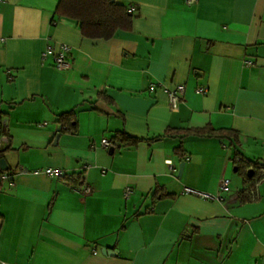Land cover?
I'll list each match as a JSON object with an SVG mask.
<instances>
[{"label":"crops","instance_id":"1","mask_svg":"<svg viewBox=\"0 0 264 264\" xmlns=\"http://www.w3.org/2000/svg\"><path fill=\"white\" fill-rule=\"evenodd\" d=\"M118 1L136 7L131 29L92 39L56 14L60 0H0L2 159L16 181L0 187V264H264V178L245 182L234 163L235 148L264 159V0ZM62 44L68 71L54 66ZM69 111L76 132L62 129ZM207 126L231 129L236 145L155 140ZM123 131L141 141L110 153L102 139Z\"/></svg>","mask_w":264,"mask_h":264},{"label":"trees","instance_id":"2","mask_svg":"<svg viewBox=\"0 0 264 264\" xmlns=\"http://www.w3.org/2000/svg\"><path fill=\"white\" fill-rule=\"evenodd\" d=\"M56 14L59 17L75 20L82 34L92 39H110L119 29H131L133 23V12L130 6L118 0H60ZM59 117L63 130L76 132L77 118L74 111L64 112ZM1 118L2 116L0 114V121ZM179 133H182L183 136L195 135L198 137H217L221 139L231 138V145L234 146L237 142V137L233 135H236V133L231 129H215L212 126L184 130L168 129L163 134L155 137V140H162L167 136L175 137L181 135ZM118 141L124 145H133L137 144L141 139L133 137L123 131L113 138L114 144ZM5 151L6 148L0 150V160L4 158ZM175 151L185 159L186 151L182 145L176 147ZM234 160L235 168L243 175L245 182L264 178V159H246L235 148ZM250 170L252 172L251 177L248 175ZM247 192V189L241 191V202H246L250 199Z\"/></svg>","mask_w":264,"mask_h":264},{"label":"built area","instance_id":"3","mask_svg":"<svg viewBox=\"0 0 264 264\" xmlns=\"http://www.w3.org/2000/svg\"><path fill=\"white\" fill-rule=\"evenodd\" d=\"M196 0H186V2L188 4H193L195 3ZM135 6H132L131 9L135 10ZM53 51V47L52 46H48L47 50L43 53V59L46 58L50 53H52ZM70 52H71V47L69 45L66 44H62L60 46V50L55 54L54 56V66L60 70V71H68L72 68L73 62L71 60L70 57ZM151 90H155L156 89V84H152L150 86ZM184 86L183 85H178L175 88H170L167 89L168 90V97H169V106L171 110H177L179 103H180V93L184 92ZM199 92H206L207 88L206 87H199L198 88ZM46 124L42 123L39 124L40 126H44ZM9 144V138L7 136V125H6V121L4 122L1 118L0 121V150H2L4 148L5 145ZM102 145L105 147H115V144L113 143L112 140L108 139V138H103L102 139ZM169 167L171 169V171H176V167L173 165V163L171 161H169ZM26 168L24 166H21L19 168V172H25ZM44 172L50 176V177H55V178H64L67 174L66 172H64L61 169L58 168H52V167H48L44 170ZM7 183L8 186L14 187L16 185V181H15V177L13 174L2 170L0 172V187L4 184ZM230 183V179L229 178H224L221 181V188L223 190H227L228 186ZM93 191L92 187L90 186H85L82 189V192L85 194L91 193ZM132 190L131 188H126L125 190V196L128 197L131 194ZM185 192L186 193H192V194H197L203 198L206 199H210L213 198V196H211L210 194L207 193H202L200 191H197L193 188L190 187H186L185 188Z\"/></svg>","mask_w":264,"mask_h":264},{"label":"water","instance_id":"4","mask_svg":"<svg viewBox=\"0 0 264 264\" xmlns=\"http://www.w3.org/2000/svg\"><path fill=\"white\" fill-rule=\"evenodd\" d=\"M56 140H57V139H56ZM114 149H115L114 146L110 147L109 152H110V153H113ZM0 166H1V169L4 170V171H6V170L8 169L7 162H6L5 159H1V160H0ZM183 167H184V163L182 162V163L180 164L179 176H181V174H182V172H183ZM249 175H252L251 170L249 171ZM103 253H104V254H108V253H115V252H114L113 250H111V249L105 247V248H103Z\"/></svg>","mask_w":264,"mask_h":264}]
</instances>
